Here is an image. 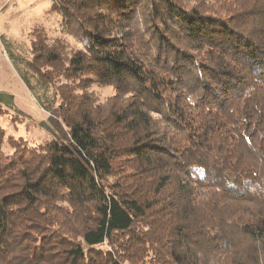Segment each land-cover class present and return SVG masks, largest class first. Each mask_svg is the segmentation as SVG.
Here are the masks:
<instances>
[{"label": "trees", "instance_id": "1", "mask_svg": "<svg viewBox=\"0 0 264 264\" xmlns=\"http://www.w3.org/2000/svg\"><path fill=\"white\" fill-rule=\"evenodd\" d=\"M52 2L84 46L31 43L58 137L0 128V264H264V0Z\"/></svg>", "mask_w": 264, "mask_h": 264}, {"label": "rangeland", "instance_id": "2", "mask_svg": "<svg viewBox=\"0 0 264 264\" xmlns=\"http://www.w3.org/2000/svg\"><path fill=\"white\" fill-rule=\"evenodd\" d=\"M52 0H0V128L7 142L3 152L10 154L8 140L22 141L29 147H41L58 137L51 123L57 84H45L30 68L31 43L37 35L48 44L59 43L62 54L81 49L84 40L73 38L61 29V17ZM99 103L113 95L111 88L93 84L89 89ZM57 100V99H56ZM8 139V140H7Z\"/></svg>", "mask_w": 264, "mask_h": 264}]
</instances>
